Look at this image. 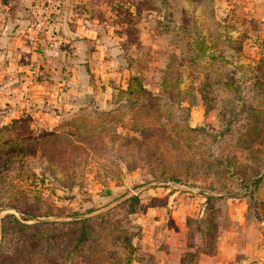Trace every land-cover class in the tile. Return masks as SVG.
Here are the masks:
<instances>
[{
	"label": "rangeland",
	"instance_id": "374dc122",
	"mask_svg": "<svg viewBox=\"0 0 264 264\" xmlns=\"http://www.w3.org/2000/svg\"><path fill=\"white\" fill-rule=\"evenodd\" d=\"M46 2L48 0H40L39 3L40 19L35 26V40H45L43 27L53 17L54 11L57 14L69 12L71 20L96 35L92 41L82 38L81 48L85 55L93 50V46H96L97 53L101 48L106 52L103 58L110 62L109 69L103 70L104 66L98 65V71H105V74L103 80L96 81L93 76L88 78L82 68L75 90L77 94L73 92L64 96L55 87L62 81L65 71V68L59 71L58 67H68L67 63L62 61L63 66L51 63L53 66L47 67L48 61L36 55L28 72L29 84L22 87L23 81L20 86L17 85L20 80H17L10 83L15 88L0 91V126L9 124L22 114L28 117L32 131H36L37 127L51 128L63 117L77 114L76 111L89 102L100 108H109L117 89L124 88L128 80V63L142 52L151 57L149 65L167 66L170 70L169 82L174 87L169 88L165 95L170 101L180 100L184 109L181 111L174 104V114L186 118L190 127L200 131L191 143L192 149L201 151L206 155L205 161L213 163L211 168H207L200 163L198 152L191 154V149H184L186 156L191 154L197 159L195 164L199 167L194 169L197 170L194 174L190 171L187 175H180L177 181L156 179L142 184L136 170L130 171L120 163L122 173L119 178L105 179L103 183L95 175L103 173L101 163L104 160H97L91 153L83 164V177L77 175V183L70 184V189L59 187L52 180L54 193L49 194L50 198L67 204L70 209L83 211L92 206L102 210L105 203L111 206L113 199L121 194L125 197L137 195L139 203L134 213L123 217L124 210L119 209L113 216V219L125 218L126 223L137 229L133 238L137 250L131 255L130 264H180L181 257L187 252L198 253L196 264L200 250L213 245L204 237L206 223L211 218L216 225L215 246L219 232L235 229L230 216L240 214V205L246 229L264 230V224H256V220L264 221V179L256 187L245 180L251 173L250 166L264 165V151H256L260 146L262 149L263 144H250V153L233 147V137L227 135L228 127L234 133L232 130H244L242 128L247 126L248 119L238 109L264 105V88L257 86L260 82L264 84V0H50L52 12L49 18L43 16ZM124 29L126 36L122 34ZM59 32L58 27L54 35ZM199 45L206 48L198 56ZM34 49L42 56L39 46L35 45ZM84 53L81 54L84 56ZM83 56H80L81 60L85 59ZM146 76L149 90L156 92L155 83L163 74L151 71ZM221 78L224 82H231L235 90H227ZM203 82L207 84L205 89L209 94L205 101L198 92ZM58 86L63 90L66 85ZM177 88L180 94L175 93ZM123 132L133 136L129 131ZM233 154L237 167L223 166L226 157ZM102 156L107 159L108 152H103ZM22 165L23 179L14 177L12 181L21 188L33 187L28 170L36 176L35 182L41 176L51 180L52 173L43 168L38 156L28 157ZM15 174L9 173L8 176ZM67 185V181L63 182V186ZM223 186V191L217 193ZM36 188L40 186L37 184ZM42 192L45 195L49 191L45 188ZM214 194L224 198L217 202L206 199ZM60 196L70 199H61ZM208 207H218L219 210L210 215ZM7 212L15 213L0 209V217ZM214 251L215 247L211 254ZM186 260L188 264L192 261L188 257Z\"/></svg>",
	"mask_w": 264,
	"mask_h": 264
},
{
	"label": "trees",
	"instance_id": "16d2710c",
	"mask_svg": "<svg viewBox=\"0 0 264 264\" xmlns=\"http://www.w3.org/2000/svg\"><path fill=\"white\" fill-rule=\"evenodd\" d=\"M125 30L123 36H126ZM205 48L199 45L198 56ZM138 54L142 57L135 56L128 63V80L124 88L117 89L109 108H100L89 102L79 108L77 114L63 117L51 128L37 127L36 131H32L28 117L22 114L9 124L0 126V209L15 212H7L0 217V264H130L131 255L137 250L133 245L137 229L126 223L125 218L113 219V216L119 209L124 210L123 217L134 213L139 203L137 195L125 197L121 194L113 199L111 206L105 203L102 210L92 206L83 211L70 209L67 204L50 198L49 194L54 193L52 180L59 187L70 189L77 175L83 177V164L91 153L97 160H104L101 163L103 173L95 175L103 183L105 179L119 178L122 173L120 163L130 171L136 170L142 184L156 179L177 181L180 175L197 172L194 170L199 167L195 164L197 159L191 154L198 151L192 149L191 143L200 131L190 127L186 118L177 117L173 112L174 104L181 111L184 108L180 100L170 101L165 95L169 88L174 87L169 82L170 70L167 66L165 69L151 66V57L147 53ZM151 71L163 74L155 83L156 92L150 91L146 82L149 76L146 74ZM204 83L198 91L203 101L209 97ZM232 85L228 81L223 83L227 90H235ZM257 86L264 88L262 82ZM175 93L180 94L178 88ZM261 106L248 105L237 110L245 114L248 122L242 128L244 130H232L236 135L231 133L230 127L227 128V135L234 138L233 147L252 153L250 144H263L262 149L260 146L256 151H264V105ZM122 129L133 136H128ZM184 149H191L192 153L186 156ZM105 151L108 152V160L102 156ZM198 155L203 166L212 167V162L205 161V154L199 151ZM34 156H38L43 168L52 173L51 180L41 176L35 182L36 176L28 170L33 187L21 188L12 181L14 177L23 179L22 163ZM234 160V154L226 157L223 166L235 169L238 164ZM248 169L251 173L245 180L256 187L264 179V165L257 163ZM14 172V176H8ZM62 181H67L68 185L63 186ZM37 184L41 189L36 188ZM45 188L49 192L44 195L42 191ZM223 189L224 186L217 193ZM223 198L214 194L206 199L217 202ZM208 210L212 215L219 208L208 207ZM205 226L207 233L204 237L213 245L212 248L201 249L200 254L209 255L215 247L216 225L210 218ZM185 256L192 260L190 264H195L198 253L187 252L181 257L180 264H188Z\"/></svg>",
	"mask_w": 264,
	"mask_h": 264
},
{
	"label": "crops",
	"instance_id": "0c3cea01",
	"mask_svg": "<svg viewBox=\"0 0 264 264\" xmlns=\"http://www.w3.org/2000/svg\"><path fill=\"white\" fill-rule=\"evenodd\" d=\"M39 3L40 0H0V91L9 89V87L15 88V85L10 83L17 80H20L17 85L23 81L22 87L26 86L28 72L32 67L31 62L36 55L39 59L48 61L47 67L51 63H59V66H63V62L67 63L68 67H58L59 71L65 68L60 82L66 85L65 88L62 90V87L58 86L59 83L55 87L63 92L61 95L67 96L75 93L81 77L79 70L82 68L84 70L82 72L88 78L93 76L96 81L103 80L105 71H98L100 67L97 66L102 64L103 70L109 69L108 63L110 62L103 58L106 52L99 48L100 51L97 53L96 46H93V50H89L85 55L81 48L82 38L85 37L86 40L92 41L96 39V35L90 30L82 29L77 21L71 20L68 17L71 13L68 11V13L60 11L58 14L54 11L53 17L43 27L45 40L41 42L35 40V26L40 19ZM58 27L60 32L54 35ZM82 30L85 31L84 34ZM35 45L42 50V56L41 53L35 52ZM81 53H84V56ZM80 56L85 59L81 60ZM84 62L88 63L89 69ZM95 63L97 65L93 67ZM92 87L91 84L90 88ZM238 210L240 214L230 216L235 229L219 232L214 253L199 255L196 264H264V230H247L241 205L238 206ZM256 224L260 226L264 224V221L256 220Z\"/></svg>",
	"mask_w": 264,
	"mask_h": 264
},
{
	"label": "built area",
	"instance_id": "2783aa9c",
	"mask_svg": "<svg viewBox=\"0 0 264 264\" xmlns=\"http://www.w3.org/2000/svg\"><path fill=\"white\" fill-rule=\"evenodd\" d=\"M44 14H43V16H46V18H49V16H50V14H51V6H50V0H48V2H46V6L44 7ZM45 19V17H43V21H45L44 20ZM42 21V22H43ZM45 23V22H44ZM44 23H43V25H44ZM29 75V74H28ZM27 84H29L28 82H27Z\"/></svg>",
	"mask_w": 264,
	"mask_h": 264
}]
</instances>
